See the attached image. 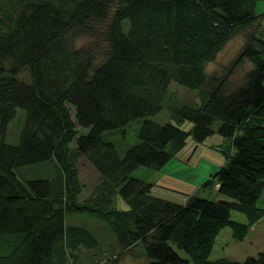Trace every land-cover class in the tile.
<instances>
[{
    "label": "trees",
    "instance_id": "16d2710c",
    "mask_svg": "<svg viewBox=\"0 0 264 264\" xmlns=\"http://www.w3.org/2000/svg\"><path fill=\"white\" fill-rule=\"evenodd\" d=\"M258 1L0 0V264H74L81 249L99 243L94 231L68 222L77 213L111 227L115 264L139 242L148 264H264V250L244 260L209 259L222 228L231 226L240 240L264 216L257 204L264 189V12L256 10ZM257 21L227 72L209 73L206 63ZM100 22L102 57L75 45L78 33L95 34ZM245 59L252 66L230 88V72ZM172 81L198 92L196 104L171 103V117L192 121L188 129L148 117L162 110ZM18 108L23 125L18 142L10 143L7 127ZM139 117V140L122 155L103 132L125 131ZM215 120L234 150L204 185L219 184L229 199L191 193L177 202L132 175L139 165L163 167L190 135L205 140ZM81 155L100 174L83 201ZM36 163H50L56 172L40 178L22 171ZM117 194L127 208L115 205ZM233 209L248 221L233 219Z\"/></svg>",
    "mask_w": 264,
    "mask_h": 264
},
{
    "label": "rangeland",
    "instance_id": "374dc122",
    "mask_svg": "<svg viewBox=\"0 0 264 264\" xmlns=\"http://www.w3.org/2000/svg\"><path fill=\"white\" fill-rule=\"evenodd\" d=\"M256 10L258 12H264V0L258 1ZM261 23L263 27L262 34L264 35V16ZM257 25L258 21L254 23L252 27L244 29L232 37L217 53L215 58L206 63L207 71L215 75H224L233 59L239 53L245 41L246 31L256 28ZM96 27L97 30L95 34L86 32L78 33L75 37V45L90 46L99 57H102L106 48V42L101 33V29L104 28V25L100 22L96 23ZM124 27H128L127 20L124 21ZM249 65L250 67L252 66L250 61L245 59L243 63L233 68L228 77L230 88L242 81ZM197 96L198 92L196 90L189 89L172 81L169 85V93L164 101L162 110L148 117L161 123L168 121L173 123L176 122L181 127L188 129L192 126V121L188 119L176 121L171 117V103L178 101L196 104ZM70 109L72 114H74L73 107H70ZM24 116V110L18 108L16 116L10 121L7 127L5 136L7 142H18ZM143 119L144 117H139L131 121L125 126V131H120V129L104 131L103 137L113 141L116 144L118 152L123 155L130 145L138 142V129ZM219 123L220 120H215L213 122L212 127L215 129V132L208 135L206 139L201 142H196L192 135H190L186 144L179 150L176 156L163 167L157 168L139 165L132 171V175L153 182V194L177 202H185L187 194L191 193L209 199H229L228 196L217 190L219 184L217 185L215 182H212L204 185V182L211 176V173L227 163L228 154H233L234 150L231 138L217 132ZM78 128L84 130L80 127ZM77 162L78 179L82 185V190L79 193V200L83 201L91 195L92 189L99 180L100 174L85 156H79ZM22 171L29 177L40 178H51L56 172L50 163H36L24 166ZM257 204L264 208V189ZM115 205L119 208H127L129 206L127 200L120 194L116 195ZM231 217L241 222L248 221L247 215L237 209L232 210ZM68 222L86 226L89 230L96 233L99 240V243L92 249H81L82 251L79 252L80 255L77 256V261L73 262L74 264H115V262H113L115 255L111 253L114 249L111 248L112 245H110L115 241L113 236L114 232L108 224L87 213L72 215V217L68 218ZM173 246L179 254L188 257V254L183 249L177 248L175 245ZM101 247L102 251H100ZM117 250L119 251V247H117ZM263 250L264 216L254 223L246 236L240 240L234 237L231 226L222 228L216 237L209 259L214 260L226 257L234 260H244L248 256L257 255ZM144 252L145 246L142 242H139V244L134 246L132 251H129L126 255L121 254L118 259V264H148V258ZM189 264H193V262L191 261Z\"/></svg>",
    "mask_w": 264,
    "mask_h": 264
},
{
    "label": "crops",
    "instance_id": "0c3cea01",
    "mask_svg": "<svg viewBox=\"0 0 264 264\" xmlns=\"http://www.w3.org/2000/svg\"><path fill=\"white\" fill-rule=\"evenodd\" d=\"M218 185V184H217ZM262 219V218H261Z\"/></svg>",
    "mask_w": 264,
    "mask_h": 264
}]
</instances>
